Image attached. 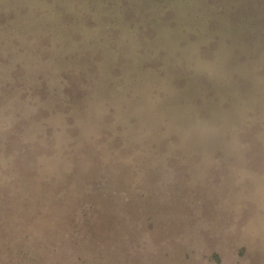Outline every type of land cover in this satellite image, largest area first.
Listing matches in <instances>:
<instances>
[{"label": "rangeland", "instance_id": "1", "mask_svg": "<svg viewBox=\"0 0 264 264\" xmlns=\"http://www.w3.org/2000/svg\"><path fill=\"white\" fill-rule=\"evenodd\" d=\"M0 264H264V0H0Z\"/></svg>", "mask_w": 264, "mask_h": 264}]
</instances>
